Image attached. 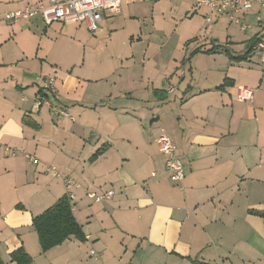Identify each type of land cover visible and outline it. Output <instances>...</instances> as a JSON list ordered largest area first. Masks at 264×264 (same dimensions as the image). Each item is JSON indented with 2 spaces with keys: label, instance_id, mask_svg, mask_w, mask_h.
Wrapping results in <instances>:
<instances>
[{
  "label": "crops",
  "instance_id": "1",
  "mask_svg": "<svg viewBox=\"0 0 264 264\" xmlns=\"http://www.w3.org/2000/svg\"><path fill=\"white\" fill-rule=\"evenodd\" d=\"M48 2L0 0V14ZM136 2L145 4L123 0L119 13L103 12L98 29ZM200 9L209 28L200 31L198 45L170 47L148 99L137 97V74L92 81L42 55L41 45L19 40L57 21L33 16L2 24L3 264H20L11 257L20 247L32 257L27 264H84L83 252L93 247L115 252L110 264H264V65L251 48L258 8L244 17L251 24L246 31L226 17L207 23L210 11ZM38 19L43 26L35 25ZM33 25L37 31L25 30ZM42 77L55 78L48 94L70 117L37 105L35 98L45 96ZM239 85L257 88L253 102L238 98ZM162 133L183 163V189L166 170L156 142ZM48 164L81 184L72 188L78 197L73 213L85 239L71 236L44 252L33 218L67 193L64 181L46 171ZM108 189L114 194L102 202L86 194Z\"/></svg>",
  "mask_w": 264,
  "mask_h": 264
},
{
  "label": "rangeland",
  "instance_id": "2",
  "mask_svg": "<svg viewBox=\"0 0 264 264\" xmlns=\"http://www.w3.org/2000/svg\"><path fill=\"white\" fill-rule=\"evenodd\" d=\"M143 1L145 4L140 6L137 2L124 5L123 12L112 19V24H103L102 30H89L82 23L57 21L45 32L44 23L38 19L35 25L43 27L34 37H19V40L31 47L41 45L42 55L54 59L64 70L74 68L80 77L92 81H115L118 77L126 78L131 73L136 77L137 74V97L148 99L153 93L151 81L161 64L169 62L166 56L170 47L180 44L185 48L192 42V45H198L200 31L210 25L203 20V10L192 9V0ZM6 13L2 10L0 14V34L7 29L5 25H15L3 18ZM35 25L34 28L25 27V30L37 31ZM161 46H165L162 52ZM254 52L258 55V51ZM115 238L119 240L121 234L117 233ZM91 249L99 253V258L91 255ZM91 249L83 252L84 264L111 263L115 252ZM143 262L146 264L145 259Z\"/></svg>",
  "mask_w": 264,
  "mask_h": 264
},
{
  "label": "built area",
  "instance_id": "3",
  "mask_svg": "<svg viewBox=\"0 0 264 264\" xmlns=\"http://www.w3.org/2000/svg\"><path fill=\"white\" fill-rule=\"evenodd\" d=\"M123 0H49L47 4H38L35 6H26L23 9L9 11L4 15V19L15 23L19 20H28L33 16H41L47 24L52 22L74 23L85 22L89 30L95 31L99 28L103 19V12H110L117 14L121 11V4ZM257 5L258 12L256 16V25L259 31L255 34V41L251 44L254 51H258L259 64L264 65V0H193L192 9L195 11L201 7L209 9L210 14L206 16L207 23L213 22V16L218 18L226 17L231 23L239 25L244 31L251 27V24L244 20L253 8ZM42 92L45 93L43 97H36L38 106L47 105L54 114L69 116L67 111L57 106L50 97L48 92H53L55 85V78L42 77ZM256 87L247 85L237 86V96L243 102H253ZM47 93V94H46ZM70 117V116H69ZM159 151L166 155V170L170 174V179L175 182L180 189H183L182 181L185 178L183 163L178 157L174 141L162 133L156 140ZM12 153L18 152L16 148H7ZM27 156L35 163L40 160L27 154ZM46 171L51 173L54 177L60 178L64 181L67 188V196L74 206V202L78 199L72 188L80 187L81 184L71 177L66 172L60 170L56 165H46ZM155 175V173H153ZM87 196L94 202H102L110 199L114 191L111 189L96 191H87ZM91 255L99 258V253L91 249Z\"/></svg>",
  "mask_w": 264,
  "mask_h": 264
},
{
  "label": "trees",
  "instance_id": "4",
  "mask_svg": "<svg viewBox=\"0 0 264 264\" xmlns=\"http://www.w3.org/2000/svg\"><path fill=\"white\" fill-rule=\"evenodd\" d=\"M255 38L252 40L253 44ZM33 226L38 234L42 251L46 252L52 247L63 243L74 236L84 240L85 234L82 226L73 213V207L67 194L60 197L53 205L43 213L33 218ZM13 261L20 264H27L32 261V257L22 248H18L11 253ZM0 264H3L0 260Z\"/></svg>",
  "mask_w": 264,
  "mask_h": 264
}]
</instances>
